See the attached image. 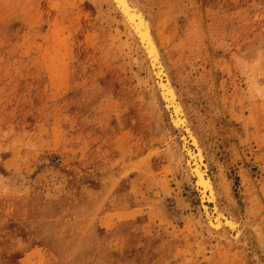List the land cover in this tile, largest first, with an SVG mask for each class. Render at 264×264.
<instances>
[{"label":"rangeland","instance_id":"1","mask_svg":"<svg viewBox=\"0 0 264 264\" xmlns=\"http://www.w3.org/2000/svg\"><path fill=\"white\" fill-rule=\"evenodd\" d=\"M135 1L242 239L109 0H0V264H264V0Z\"/></svg>","mask_w":264,"mask_h":264},{"label":"bare ground","instance_id":"2","mask_svg":"<svg viewBox=\"0 0 264 264\" xmlns=\"http://www.w3.org/2000/svg\"><path fill=\"white\" fill-rule=\"evenodd\" d=\"M109 1L119 14L131 38L142 52L145 62L148 63L149 61L151 69L148 65V73L152 78L156 96L158 99L161 96L163 102L167 103L170 108L169 115L172 120L169 119V123L179 128L178 145L175 152H173L175 156L173 157L183 167L182 172L193 180L199 208L207 219V230L214 233L212 234L214 236L223 234L222 239L226 243L237 242L243 234V227L228 206L219 202V191L214 185L210 173V165L204 144L187 115L181 96L174 87L170 71L163 60L161 50L153 34L149 17L145 14L141 4L135 0ZM120 6L122 9L119 8ZM180 126L184 129H181ZM234 229L235 232H233Z\"/></svg>","mask_w":264,"mask_h":264},{"label":"water","instance_id":"3","mask_svg":"<svg viewBox=\"0 0 264 264\" xmlns=\"http://www.w3.org/2000/svg\"><path fill=\"white\" fill-rule=\"evenodd\" d=\"M119 8H121V9H122V7H121V6H120ZM162 105L164 106V104H163V103H162ZM164 108H165V107H164ZM166 112H167V114L169 113L168 111H166ZM168 115H169V114H168ZM169 119H170V120H172L170 115H169ZM192 181H193V180H192ZM194 189H195V188H194Z\"/></svg>","mask_w":264,"mask_h":264}]
</instances>
